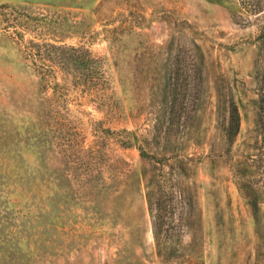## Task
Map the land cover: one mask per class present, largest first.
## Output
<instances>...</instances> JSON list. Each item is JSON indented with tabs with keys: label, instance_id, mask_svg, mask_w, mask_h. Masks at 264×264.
I'll list each match as a JSON object with an SVG mask.
<instances>
[{
	"label": "rangeland",
	"instance_id": "rangeland-1",
	"mask_svg": "<svg viewBox=\"0 0 264 264\" xmlns=\"http://www.w3.org/2000/svg\"><path fill=\"white\" fill-rule=\"evenodd\" d=\"M31 40L103 65L80 77L53 63L42 80ZM177 70L197 86L174 102ZM223 86L241 113L231 153ZM263 93L264 0H0V264H264L232 158L258 150ZM145 174L168 203L158 238Z\"/></svg>",
	"mask_w": 264,
	"mask_h": 264
},
{
	"label": "trees",
	"instance_id": "trees-1",
	"mask_svg": "<svg viewBox=\"0 0 264 264\" xmlns=\"http://www.w3.org/2000/svg\"><path fill=\"white\" fill-rule=\"evenodd\" d=\"M33 46L31 49H27V52L24 53V58L29 61H38L40 63V74L41 79L45 80L49 76L47 73L50 71L55 72L53 70V63L56 66H59L64 74L77 73L79 76H84L85 74L90 75L91 77L97 74V71L102 67V59L97 56H93V54L87 48L80 46L76 47L73 45H57L55 43L43 42L31 40L30 42ZM196 57L202 59L204 57V53H200V49L196 48ZM177 61H183L185 56L184 54H177L175 56ZM51 62V64H50ZM176 77L171 81H166L165 88L171 90L172 93L175 94L173 101H179L176 96L178 91L180 90V86L184 85V88L187 89H195L197 86L196 81L194 82H181L179 83L180 73L177 70L175 72ZM188 78V75L185 76V79ZM185 83V84H184ZM232 88H228V93L223 88L218 89V105H217V119L219 122V128L222 135L223 142L225 144V152L231 153L234 148L237 138L240 134L241 129V113L240 108L231 93ZM258 111L256 114V135L254 136L255 143L252 145L253 148H257L256 152L248 153L243 151L241 154L237 153L236 156L233 154L232 158L234 160L233 171L236 177V184L243 191H247L245 195H248V202L252 206L253 217L256 222V233L258 236L259 244L264 240V233L261 229V216H260V204L259 200L261 194L264 195V93L261 94V97L257 100ZM180 117V116H179ZM191 121L195 122L198 120L197 114H191L189 116ZM198 122V121H197ZM200 126L196 125L188 130L189 140L194 142H200L201 140V129ZM155 134L158 135V131L155 130ZM160 134V133H159ZM164 137H170V133L165 132ZM261 137V139H260ZM261 141V144H258ZM227 150V151H226ZM223 152V151H222ZM224 153V152H223ZM141 154L146 156L147 154L141 149ZM252 157L250 160L247 159L248 156ZM154 158V156L147 155V159ZM254 168V172L256 175L258 174L260 178L257 180L251 179V171ZM145 186L147 189L146 199L149 206V210L152 215L153 224L155 227V236L158 238V227H162L163 222L165 221L164 214H160L159 212H163L167 209V201L162 195V185L157 183L152 174L146 175ZM260 182V183H259ZM256 185V186H254ZM183 185L180 184V190L182 192ZM183 199V198H182ZM191 204V202H190ZM157 212V214H154ZM261 245L257 246V251L260 254Z\"/></svg>",
	"mask_w": 264,
	"mask_h": 264
}]
</instances>
